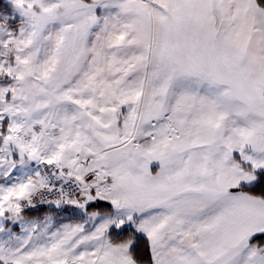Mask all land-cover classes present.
<instances>
[{"label":"snow or ice","instance_id":"6c2138e0","mask_svg":"<svg viewBox=\"0 0 264 264\" xmlns=\"http://www.w3.org/2000/svg\"><path fill=\"white\" fill-rule=\"evenodd\" d=\"M0 264H264V0H0Z\"/></svg>","mask_w":264,"mask_h":264}]
</instances>
